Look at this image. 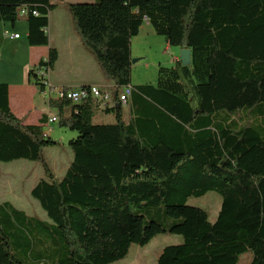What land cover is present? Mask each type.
I'll use <instances>...</instances> for the list:
<instances>
[{
  "label": "trees",
  "instance_id": "16d2710c",
  "mask_svg": "<svg viewBox=\"0 0 264 264\" xmlns=\"http://www.w3.org/2000/svg\"><path fill=\"white\" fill-rule=\"evenodd\" d=\"M51 9V0H0V22L25 21L29 45L49 46ZM69 10L115 89L104 106L49 100L59 126L77 133L56 178L44 160L56 141L14 115L0 84V163L42 164L30 194L48 217L3 203L0 264H113L163 233L183 243L157 264H238L247 251L250 264H264V0H95ZM145 22L170 47L191 50L192 63L160 65L156 86H133L132 39ZM57 60L51 47L30 71L41 92L37 70ZM96 109L116 122L94 123ZM211 192L222 199L215 223L189 204Z\"/></svg>",
  "mask_w": 264,
  "mask_h": 264
},
{
  "label": "crops",
  "instance_id": "0c3cea01",
  "mask_svg": "<svg viewBox=\"0 0 264 264\" xmlns=\"http://www.w3.org/2000/svg\"><path fill=\"white\" fill-rule=\"evenodd\" d=\"M94 2L95 0H51L50 44L45 47L29 45L27 22H0L3 32L0 34V84L9 86L11 110L24 125H41L43 131L51 138L57 132L58 121L50 123V120L57 119L58 112L49 105V100L45 99L47 96L40 91L34 78L30 77L32 69L40 62L48 60L51 47L58 51V60L50 76V82L55 88L77 90L96 86L110 93L115 89L114 83L104 78L96 59L82 42L69 10L72 5L91 6ZM144 27L148 29L147 34H156L151 25L145 22L139 35L132 39V58L135 42L148 39L142 33ZM5 32H9L11 37H6ZM17 34L19 38H13ZM166 45L167 50L173 51L171 63L174 65L180 60L181 50L173 49L168 43ZM44 117L46 122L41 123ZM48 129L50 131H47Z\"/></svg>",
  "mask_w": 264,
  "mask_h": 264
},
{
  "label": "rangeland",
  "instance_id": "374dc122",
  "mask_svg": "<svg viewBox=\"0 0 264 264\" xmlns=\"http://www.w3.org/2000/svg\"><path fill=\"white\" fill-rule=\"evenodd\" d=\"M18 22L25 21L21 20ZM21 33L23 34L22 31ZM142 33L148 39L146 41L143 39V41L135 42L134 44L132 60H137V62L131 63V83L133 86H156L159 66H173L171 63L173 51L167 50V42L164 37L156 34H147L148 29L146 27L143 28ZM0 34H3L1 27ZM48 98L46 97L45 99L48 100ZM124 119L126 122L129 121L126 105H124ZM93 121L98 124H110L115 123L116 118L113 113H106L101 109H96ZM56 130L57 132L51 138L56 141V144L45 149L44 160L49 165L52 175L56 178H62L73 160V152L69 142L77 137V133L61 128L58 123ZM47 131H50V129ZM44 177L45 171L39 162L21 160L12 163H0V206L5 202H10L17 209L26 212L28 215L48 221L45 211L30 194L35 184ZM189 204L205 210L210 222L215 223L221 209L222 199L216 193L211 192L203 197L192 198ZM181 243H183L181 236L163 233L156 236L144 247L133 245L124 259L113 264H157L161 251L165 247ZM251 260L252 253L247 251L240 257L238 264H250Z\"/></svg>",
  "mask_w": 264,
  "mask_h": 264
},
{
  "label": "built area",
  "instance_id": "2783aa9c",
  "mask_svg": "<svg viewBox=\"0 0 264 264\" xmlns=\"http://www.w3.org/2000/svg\"><path fill=\"white\" fill-rule=\"evenodd\" d=\"M22 14H26V12H22ZM8 35L9 34L6 33V36ZM14 38L16 39L19 38V35H15ZM50 73H51L50 68L46 66L40 67L37 70V74L39 76L40 82L44 84L45 88H47L48 91L50 90L49 92H45L46 95L52 94L55 92L59 98L71 100L76 104H81L84 100L88 99L90 96H93L94 98L103 99V95L100 92V89L97 87H90L89 89L83 88V89H78V90H70L69 92L53 90L52 84L49 78ZM132 92H133L132 86L125 87L122 95L120 96V101L126 104L129 98L131 97ZM109 98H110V94H106L105 99H109Z\"/></svg>",
  "mask_w": 264,
  "mask_h": 264
},
{
  "label": "bare ground",
  "instance_id": "6f19581e",
  "mask_svg": "<svg viewBox=\"0 0 264 264\" xmlns=\"http://www.w3.org/2000/svg\"><path fill=\"white\" fill-rule=\"evenodd\" d=\"M23 12H25V11H23ZM22 15H26V14H22ZM34 15H37V13L36 14H34ZM45 32H48V34H49V29H46V31ZM6 33H8L9 35L8 36H6ZM11 34L9 33V32H5V36L6 37H11L10 36ZM18 35V34H17ZM15 36V35H14ZM14 36H13V38H14ZM16 39V38H15ZM18 39V38H17ZM49 68V67H48ZM50 71H51V73H52V69L50 68ZM51 73H50V76H51ZM50 76H49V78H50ZM90 87H96V86H90ZM90 87H86V88H84V89H89ZM52 88H53V90H58V91H63V92H69L70 90H67V89H58V88H55L53 85H52ZM97 88H99V87H97ZM83 89V88H82ZM100 89V92L102 93V95H103V99H101V98H94L93 96H90L89 98H93V99H96V100H98V101H100L101 102V104H102V106H104L107 102H109L110 101V99H111V93L109 92V91H105V90H103V89H101V88H99ZM78 90V89H77ZM123 90H124V88H123ZM123 90H122V92H121V94H120V96L122 95V93H123ZM50 91V90H49ZM48 90H47V88H45L44 89V92H42L44 95H46L45 94V92H49ZM106 94H110V98L109 99H105V97H106ZM47 97H49L48 98V100H51V99H54V100H56V99H59V100H62L63 98H59L58 96H57V94L54 92V93H52V94H47L46 95ZM88 98V99H89ZM88 99H86V100H88ZM68 100V99H67ZM71 101V100H70ZM85 101V100H84ZM83 101V102H84ZM73 104H76V103H74L73 101H71ZM82 102V103H83ZM122 104H124V103H122ZM124 105H126V104H124ZM54 120V121H53ZM55 122H57V119L56 118H53V119H51L50 120V123H55Z\"/></svg>",
  "mask_w": 264,
  "mask_h": 264
},
{
  "label": "water",
  "instance_id": "95a60500",
  "mask_svg": "<svg viewBox=\"0 0 264 264\" xmlns=\"http://www.w3.org/2000/svg\"><path fill=\"white\" fill-rule=\"evenodd\" d=\"M180 61L183 66H190L192 63V52L189 49H182L180 51ZM133 63L137 60H132Z\"/></svg>",
  "mask_w": 264,
  "mask_h": 264
}]
</instances>
